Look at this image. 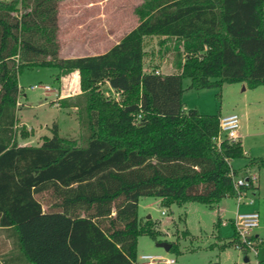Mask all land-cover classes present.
Masks as SVG:
<instances>
[{
    "label": "trees",
    "instance_id": "1",
    "mask_svg": "<svg viewBox=\"0 0 264 264\" xmlns=\"http://www.w3.org/2000/svg\"><path fill=\"white\" fill-rule=\"evenodd\" d=\"M59 3L0 0V232L10 240L0 264H133L138 238L160 234L158 222L139 216L141 197L212 208L235 197L231 160L264 167L239 139L215 140L219 112L185 110L182 100L185 78L195 90L264 85V0H142L137 25L116 44L76 57L61 55ZM241 6L246 14L235 20ZM151 36L163 38L157 53L171 56L173 72L144 69ZM36 67L56 68L58 81L78 74L83 143L56 123L40 144L19 143L30 134L18 126V75ZM103 84L122 101L105 96ZM232 227L220 250L247 255Z\"/></svg>",
    "mask_w": 264,
    "mask_h": 264
},
{
    "label": "rangeland",
    "instance_id": "2",
    "mask_svg": "<svg viewBox=\"0 0 264 264\" xmlns=\"http://www.w3.org/2000/svg\"><path fill=\"white\" fill-rule=\"evenodd\" d=\"M142 0H107L105 12L107 14L106 25L113 28L115 23L121 25L120 33L116 32L113 40L102 47L94 50H84L83 44L87 36L83 29H79L74 35H66L65 30H61L59 40L65 54H98L108 48L115 40L134 28L138 23L135 8ZM82 11V10H81ZM84 12V11H83ZM116 15V20L112 14ZM246 14V7L241 6L235 16V20ZM101 39V38H100ZM163 39L157 36L145 38L144 48L146 56L144 69L149 70L152 66H158L160 73L173 72L172 58L170 55L159 57L158 42ZM76 43L79 50L66 52L70 43ZM57 69L54 67H36L25 69L18 75V84L21 87L19 97L20 107L17 110L18 126H23L30 136L20 139L29 145H36L41 136L51 135V126L56 123L61 136H67L83 143L87 136L86 114L84 112L85 95L79 86V76L69 73L56 80ZM34 84H48L52 89H57L61 98L54 99L53 93L45 95L42 88H32ZM189 79H183V103L185 110L196 109L203 114L221 115L237 113L239 115L241 143L248 156L264 157V86L257 90H243L240 83L224 84L221 89L205 88L200 90L187 89ZM105 96L115 98L118 102L122 97L114 93L107 84L100 86ZM64 103L66 107H61ZM80 117H79V116ZM248 163L247 158H235L231 164L242 176L253 175L256 177L254 184H259L258 188H250L246 192V199H252L255 206H248L247 203L239 204L235 197L222 198L212 208L199 202L191 201L182 206L176 204L170 207L160 205V200L153 196H143L139 199L138 214L140 217L151 218L158 222L160 234L157 239H152L147 235L138 238L137 254L160 255L163 259H174V264H239L243 261V253L235 247H227L220 250L221 242L226 241L233 233L231 219L236 212L259 211V223L252 230L255 239L256 250L249 251L248 264H264V167H250V171L245 170ZM248 173V174H247ZM252 173V174H251ZM164 211L165 213H162ZM220 218L218 229L216 222ZM187 235L183 234L184 230ZM220 236L221 240L217 237ZM159 242H166L176 245L177 250L166 251L158 246ZM164 264V263H159Z\"/></svg>",
    "mask_w": 264,
    "mask_h": 264
},
{
    "label": "crops",
    "instance_id": "3",
    "mask_svg": "<svg viewBox=\"0 0 264 264\" xmlns=\"http://www.w3.org/2000/svg\"><path fill=\"white\" fill-rule=\"evenodd\" d=\"M106 1L107 0H60V3H59V21H58V23H59V35H60L62 29L65 30V34L68 36L74 35L75 33H77V31L79 29H83L84 30L83 33L87 36L86 42L83 44L84 50H88V51L91 50L92 51L95 48L105 46L109 42L110 39L113 40V38H115L114 35H116V32L120 33V30H121V25L119 24V22L115 23V25H113L112 29L106 25V23H107L106 22L107 14L105 12ZM111 16H112L113 20L115 21L116 15L113 13ZM120 38H121V35L119 36V39ZM119 39L117 38L115 40V42L112 43L108 48L104 49L103 52L107 51L112 45L116 44L119 41ZM76 46L77 45L75 42L70 43L69 46L67 47L66 52L70 53L76 49L79 50L78 47H76ZM103 52H101V53H103ZM61 55L63 57H76V56H86V55H94V54H84V55H75L73 53L72 54L71 53L65 54L63 49H62V44H61ZM75 75L78 76L77 73H75ZM42 85H48V84H42ZM258 88L259 87L255 88L253 90H257ZM246 89H248V88L245 87L243 90H246ZM43 92L45 95H50L51 93H53L54 99H52V100H56V99L61 98L60 93H59V86L57 89H52V87H50L49 91L43 90ZM238 135H239L238 139L240 140L241 139L240 124H239ZM19 143L20 144H26L24 141L23 142L20 141ZM40 143H41V140H39L36 145H38ZM231 162H232V160H231ZM231 162H230V164H231ZM231 167L233 168L232 164H231ZM249 168L250 167H247V165H246V167H244L245 170L250 171ZM241 176L242 175H240V174L236 175V177H241ZM253 187L258 188L259 184L253 183L251 188H253ZM245 195H246V193H245ZM245 199H243L240 203H237V206L241 203H243V204L247 203V205L251 206V207L255 206L254 201L252 203H249L248 200L245 201ZM256 211H258V210H256ZM221 223H223V222L221 221ZM231 223H232V221H231ZM256 237L259 238L258 235H256ZM259 239H260V241H262L261 238H259ZM9 247H10L9 238L6 237L4 235V233L0 232V255L7 252ZM237 249H239V248H237ZM241 262H245V264L250 263V259H249L248 254L245 255L243 253V261H241Z\"/></svg>",
    "mask_w": 264,
    "mask_h": 264
},
{
    "label": "built area",
    "instance_id": "4",
    "mask_svg": "<svg viewBox=\"0 0 264 264\" xmlns=\"http://www.w3.org/2000/svg\"><path fill=\"white\" fill-rule=\"evenodd\" d=\"M158 73V71H156ZM40 87L44 91H49V85H39L34 84L32 88ZM238 130H239V115L237 113H230L221 115L219 118V132L215 137V140L219 142L221 139L226 138L228 140H237L238 139ZM256 180V177L253 175L234 177V187H235V198L237 203H240L243 199L246 198V191L250 189ZM249 203H252L253 200H248ZM162 213H165L162 211ZM236 234L241 243L249 250L255 251V237L252 234V230L258 226L259 223V212L254 210L250 212H238L232 219ZM174 264V259H163L160 255H150V254H141L137 257L133 264ZM240 264H245L241 262Z\"/></svg>",
    "mask_w": 264,
    "mask_h": 264
},
{
    "label": "water",
    "instance_id": "5",
    "mask_svg": "<svg viewBox=\"0 0 264 264\" xmlns=\"http://www.w3.org/2000/svg\"><path fill=\"white\" fill-rule=\"evenodd\" d=\"M244 88H245V85H243L242 89ZM147 217L149 218V216ZM157 245L163 247L166 251H168L171 246L169 243H166V242H159Z\"/></svg>",
    "mask_w": 264,
    "mask_h": 264
}]
</instances>
